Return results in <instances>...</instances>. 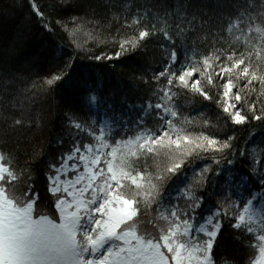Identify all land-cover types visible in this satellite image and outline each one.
I'll return each mask as SVG.
<instances>
[{
  "label": "snow or ice",
  "instance_id": "1",
  "mask_svg": "<svg viewBox=\"0 0 264 264\" xmlns=\"http://www.w3.org/2000/svg\"><path fill=\"white\" fill-rule=\"evenodd\" d=\"M32 7L51 31L45 14ZM162 18L167 28L137 13L134 22L121 25L128 31L118 33L117 58L154 39L169 49L163 65L141 78L149 96L129 105L139 114L134 120L114 117L117 126L107 133H90L87 119L74 123L76 113L66 116L67 150L49 160L44 196L32 173L6 164L0 149V264H264V156L258 159L247 143L242 149L239 135L253 121L264 125V0L223 20L221 35L233 33L238 43L219 37L213 43L209 31L207 53L196 61L187 56V45L205 39L199 18L167 9ZM60 26L68 30L66 22ZM76 54L74 49L54 64L39 86L55 92L70 76ZM206 101L212 110L200 123L184 116L186 102ZM93 142L100 148L89 161L83 153L93 151ZM101 149H110L104 161ZM118 151L124 161L115 170L111 157ZM222 162L232 168L243 162L248 171H229L221 184ZM227 237L240 252L228 249Z\"/></svg>",
  "mask_w": 264,
  "mask_h": 264
},
{
  "label": "trees",
  "instance_id": "2",
  "mask_svg": "<svg viewBox=\"0 0 264 264\" xmlns=\"http://www.w3.org/2000/svg\"><path fill=\"white\" fill-rule=\"evenodd\" d=\"M32 4L45 14L51 31L45 30ZM182 4L184 10L180 7ZM245 4L258 6V0H0V149L6 164L30 171L35 190L44 196L47 176L51 175L48 162L60 151L67 150L66 116L76 113L74 123L87 119L92 124L90 133L97 128L109 132L117 126L114 123L117 116L135 119L140 110L129 105L142 104L149 96V89L141 83V78L147 80L160 68L169 51L163 47L166 41L154 39L140 52L117 58L118 44L122 42L118 33L128 31L121 25L134 22L137 13H143L145 19L164 28L168 27L162 18L164 9L170 14L180 12L189 19L197 16L198 23L204 25L200 35L205 39L196 38L187 45L190 48L187 56L196 61L207 53L209 31L214 33L213 43L216 37L226 44L238 43L233 33L221 35V28L223 20ZM73 21L77 29L74 35ZM60 22H66L67 31ZM77 43L83 45L84 55H78L82 50L75 48ZM74 49L77 54L73 56V70L65 82L55 92L41 88L42 79L53 65L66 60ZM26 62V68L21 66ZM213 83L222 81L214 79ZM88 89L93 91L84 96ZM92 96L96 99L92 100ZM186 106L189 111L184 116L196 123L201 122L205 112L212 110L207 107V101L204 104L186 102ZM15 120L22 123L16 125ZM239 135L242 149L247 143L249 151L256 152L258 159L264 156V125L253 121ZM93 143L94 151L100 148ZM105 152L110 149L100 150L103 155ZM221 168L224 171L221 184L229 171L237 176L248 171L243 162L235 168L222 162ZM252 187L260 191L258 185ZM225 245L229 250L240 252L231 237L225 239Z\"/></svg>",
  "mask_w": 264,
  "mask_h": 264
},
{
  "label": "rangeland",
  "instance_id": "3",
  "mask_svg": "<svg viewBox=\"0 0 264 264\" xmlns=\"http://www.w3.org/2000/svg\"><path fill=\"white\" fill-rule=\"evenodd\" d=\"M27 65H28L27 62L21 64V66H23L24 68H26ZM126 151H127V149H124V152H126ZM95 153H96V150L95 151L93 150L91 152H86V153H83V154L86 155L88 157V160L90 161L91 159H93ZM102 153H100V158H101L102 161H104L106 159V157ZM123 161H124V154L121 151H118L114 157H111V162H112L113 167H114L115 170H119L123 166ZM87 162L88 161H84L82 163H87ZM93 167H95V166H93ZM98 183H102V182L98 181ZM255 203H256V207H260L259 202H255Z\"/></svg>",
  "mask_w": 264,
  "mask_h": 264
}]
</instances>
